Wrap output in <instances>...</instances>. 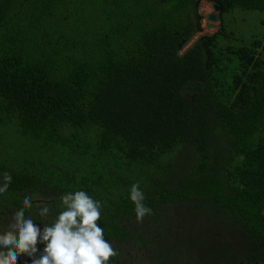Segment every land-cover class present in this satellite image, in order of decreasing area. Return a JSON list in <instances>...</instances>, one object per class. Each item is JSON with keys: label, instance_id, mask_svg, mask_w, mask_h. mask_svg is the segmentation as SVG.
Masks as SVG:
<instances>
[{"label": "trees", "instance_id": "trees-1", "mask_svg": "<svg viewBox=\"0 0 264 264\" xmlns=\"http://www.w3.org/2000/svg\"><path fill=\"white\" fill-rule=\"evenodd\" d=\"M201 1L218 27L184 47ZM233 9L262 33L228 30ZM263 39L264 0H0V233L25 196L42 227L84 191L108 264H264Z\"/></svg>", "mask_w": 264, "mask_h": 264}, {"label": "clouds", "instance_id": "clouds-1", "mask_svg": "<svg viewBox=\"0 0 264 264\" xmlns=\"http://www.w3.org/2000/svg\"><path fill=\"white\" fill-rule=\"evenodd\" d=\"M11 180L9 173L3 174L0 194L8 190ZM145 198L139 183L133 184L129 199L138 223L152 214ZM60 200L63 210L54 222L41 227L31 216H25V210L33 206V196H25L24 207L13 213L7 230L0 233V264H17L21 255L28 257L31 264H108L119 255L97 224L101 219V202L84 191L66 193ZM49 213L48 206L39 207L41 217L47 218Z\"/></svg>", "mask_w": 264, "mask_h": 264}, {"label": "rangeland", "instance_id": "rangeland-1", "mask_svg": "<svg viewBox=\"0 0 264 264\" xmlns=\"http://www.w3.org/2000/svg\"><path fill=\"white\" fill-rule=\"evenodd\" d=\"M198 11L202 15V19H201L202 30L200 32L195 33L189 39V41L184 45V47L188 46L196 38V36L203 33L211 34L218 27L217 19L212 22L211 27H206V24L208 22L205 19V14L207 12L213 11L211 8V2L201 1L198 5ZM262 15L263 14L258 11H245V10L233 9L227 13H224L222 15V19L226 21L228 30H232L235 33V35H238L245 41L246 40L248 41L251 39V35L262 33L261 31H263V27L257 21V19L260 18Z\"/></svg>", "mask_w": 264, "mask_h": 264}, {"label": "water", "instance_id": "water-1", "mask_svg": "<svg viewBox=\"0 0 264 264\" xmlns=\"http://www.w3.org/2000/svg\"><path fill=\"white\" fill-rule=\"evenodd\" d=\"M211 8H212V12H207L205 14V19L207 20V24H206V27H211L212 25V22L216 20V13L217 11L219 10L220 8V5L218 3H214L212 2L211 3Z\"/></svg>", "mask_w": 264, "mask_h": 264}]
</instances>
